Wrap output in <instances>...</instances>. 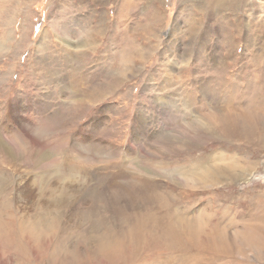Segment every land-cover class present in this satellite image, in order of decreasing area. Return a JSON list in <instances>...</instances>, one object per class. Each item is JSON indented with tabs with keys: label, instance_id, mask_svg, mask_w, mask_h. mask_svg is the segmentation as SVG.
I'll return each instance as SVG.
<instances>
[{
	"label": "rangeland",
	"instance_id": "obj_1",
	"mask_svg": "<svg viewBox=\"0 0 264 264\" xmlns=\"http://www.w3.org/2000/svg\"><path fill=\"white\" fill-rule=\"evenodd\" d=\"M0 264H264V0H0Z\"/></svg>",
	"mask_w": 264,
	"mask_h": 264
},
{
	"label": "bare ground",
	"instance_id": "obj_2",
	"mask_svg": "<svg viewBox=\"0 0 264 264\" xmlns=\"http://www.w3.org/2000/svg\"><path fill=\"white\" fill-rule=\"evenodd\" d=\"M229 2V1H228ZM174 35V34H173ZM67 42V41H66ZM259 77V76H258ZM166 103V102H165ZM161 104V103H160ZM164 104V103H163ZM203 117V116H202ZM217 170V169H216ZM205 174H207V175H210L209 176V180L208 181H211V182H213V181H216L217 180V178H218V175H213L212 173H210L209 172V170H204L203 171ZM54 174V173H53ZM215 174H216V172H215ZM227 178V177H226ZM48 179V178H47ZM193 179V178H192ZM196 181H198L197 179H195ZM231 180V179H230ZM199 182V181H198ZM200 183V182H199ZM209 184V183H208Z\"/></svg>",
	"mask_w": 264,
	"mask_h": 264
}]
</instances>
